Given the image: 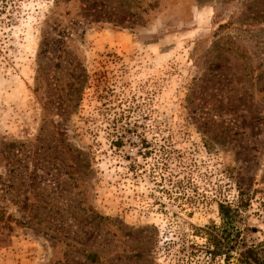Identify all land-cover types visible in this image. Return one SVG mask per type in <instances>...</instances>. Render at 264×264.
<instances>
[{"label":"rangeland","instance_id":"rangeland-1","mask_svg":"<svg viewBox=\"0 0 264 264\" xmlns=\"http://www.w3.org/2000/svg\"><path fill=\"white\" fill-rule=\"evenodd\" d=\"M244 248L264 264V0H0V264Z\"/></svg>","mask_w":264,"mask_h":264},{"label":"trees","instance_id":"trees-1","mask_svg":"<svg viewBox=\"0 0 264 264\" xmlns=\"http://www.w3.org/2000/svg\"><path fill=\"white\" fill-rule=\"evenodd\" d=\"M213 250V254H218L220 250L216 247ZM221 253V252H220ZM238 264H262L260 258L258 259L257 252L252 248H244L239 253Z\"/></svg>","mask_w":264,"mask_h":264}]
</instances>
